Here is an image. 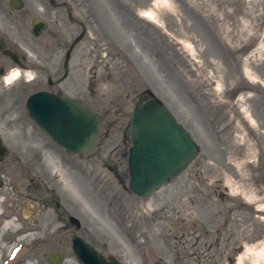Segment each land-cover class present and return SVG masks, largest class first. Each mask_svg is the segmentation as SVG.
<instances>
[{
    "label": "rangeland",
    "instance_id": "1",
    "mask_svg": "<svg viewBox=\"0 0 264 264\" xmlns=\"http://www.w3.org/2000/svg\"><path fill=\"white\" fill-rule=\"evenodd\" d=\"M9 1L0 0V36L28 69L10 62L0 78V135L12 151L0 164V264H49L53 252L65 254L62 264H80L74 235L125 264L264 262V0H55L69 2L86 34L52 91L85 100L105 120V144L82 158L26 112L32 94L51 91L48 77L65 73L53 48L81 29L49 0H24L14 12ZM34 17L49 22L43 38L30 32ZM17 70L20 78L6 84ZM145 91L200 148L151 198L129 190L126 132ZM17 183L27 207L14 213L7 200Z\"/></svg>",
    "mask_w": 264,
    "mask_h": 264
},
{
    "label": "water",
    "instance_id": "2",
    "mask_svg": "<svg viewBox=\"0 0 264 264\" xmlns=\"http://www.w3.org/2000/svg\"><path fill=\"white\" fill-rule=\"evenodd\" d=\"M54 2V0H51ZM23 0H11L16 10L24 8ZM46 23L38 18L31 23V32L39 36ZM84 33L72 48L83 38ZM2 48L5 45L1 46ZM20 64L18 56L5 51ZM71 54L67 56L65 71L68 73ZM28 117L58 146L72 157H84L95 151L97 144L104 145L101 138L104 118L89 105L70 97L39 92L29 97L26 103ZM132 139L129 152V189L142 198L155 196L159 190L186 171L200 153V149L188 131L177 122L170 110L153 94L144 93L135 103L131 127L127 132ZM11 155L0 137V162ZM69 221L76 231L82 227L74 216ZM72 249L80 264H124L116 259H106L81 237H72ZM65 254L53 252L49 264H62Z\"/></svg>",
    "mask_w": 264,
    "mask_h": 264
},
{
    "label": "flooded vegetation",
    "instance_id": "3",
    "mask_svg": "<svg viewBox=\"0 0 264 264\" xmlns=\"http://www.w3.org/2000/svg\"><path fill=\"white\" fill-rule=\"evenodd\" d=\"M10 1H9V3H10ZM51 6H52L53 9H56V10L57 9L64 10L65 13H67V16H68V19L70 20V22L72 24H76L81 29L80 34H79V36L77 38H79L83 33L86 34V30H85L83 22L81 20H79V19H76L73 16V13H72V11H71V9L69 7L70 6L69 2L62 1L60 3H56V1H55L54 3H51ZM11 9H12L13 12L17 11L15 9H13L12 7H11ZM34 18H38V17H34ZM34 18H32V20ZM40 19L43 20V22L46 23V28L39 36L36 37V36L32 35L35 39H40V38L45 37V34H47V31L49 29V22L44 20V19H42V18H40ZM82 40L80 42H82ZM74 42L75 41L70 43V45H68V44L66 45L65 44V45H62V46H56V47L53 48V51L50 54H52V56H54V57L60 58V60L63 62V66H66L67 56L70 53L71 56H70V60L68 62V65H69L70 61L72 60V58L74 56L75 49L77 48L78 44H80V42H79L74 48H72ZM2 45H5V47L2 48L1 47ZM6 50L16 54L18 56V60H19L20 64L15 63L11 59V57L5 53ZM25 58H26L25 56H22L20 53L16 52L15 50H12L9 47L7 41L3 37L0 36V78L2 76H4L6 74V72H7L4 66H8V63H10V62L13 63L14 66H18L19 68H21L23 70L28 69L27 61H26ZM67 78H68V74L66 72L62 76H60V78L58 80H53L52 77H48V86L50 87L51 91H49V90H42V91L58 95L60 98H65L68 95H65L61 89L58 88L56 90V92H53L52 90H54V88L60 86V84L64 83ZM71 98L78 99V100L82 101L83 104L89 105L85 100H82V99H79V98H75V97H71ZM130 124H131V121H130ZM126 136H127V134H126ZM127 138L129 139L128 136H127ZM3 163H5V161ZM0 164H2V163H0ZM197 164L199 165V162ZM20 168H21L20 175H16L15 176V178H16L15 182L16 181L20 182L22 177H24V169L22 168V165L20 166ZM2 183L3 182L0 179V201H2L1 196H3L2 194L4 193L3 191H1L2 190ZM32 183H33V180H32ZM16 185H17V189H18V191H15L17 197L16 198H12L11 200H7V207H9V203H8V201H9L11 203V209L13 210L12 212H14V213H18L20 207L23 208L22 211H25V208L27 207V204H25V201H24V188L22 186H20L18 183ZM3 199H4V196H3ZM57 207L59 208V205ZM30 209L32 211L35 210V208H32V207ZM3 214H4V210L0 211V215H3ZM14 218L17 220L16 217H14ZM1 220H2V218H0V222H1ZM68 220H69V218H68ZM202 238H203V235L198 236L196 238V242L194 243V246L201 245ZM239 250L241 251L242 249L239 248Z\"/></svg>",
    "mask_w": 264,
    "mask_h": 264
},
{
    "label": "bare ground",
    "instance_id": "4",
    "mask_svg": "<svg viewBox=\"0 0 264 264\" xmlns=\"http://www.w3.org/2000/svg\"><path fill=\"white\" fill-rule=\"evenodd\" d=\"M147 16H149V15H147ZM149 17H150V19H154L155 18L152 15H150ZM20 76H21L20 71L17 70L16 72L10 73L5 78V82H6V84H11V83L15 82L16 80H18L20 78ZM262 256H264V254ZM252 260L253 261L251 262V264H264V262H262V261L261 262H258V260H254V259H252ZM238 264H242L241 259L239 260V263Z\"/></svg>",
    "mask_w": 264,
    "mask_h": 264
}]
</instances>
